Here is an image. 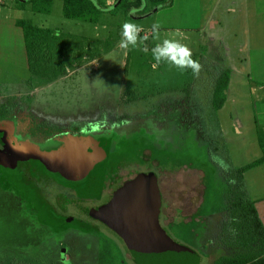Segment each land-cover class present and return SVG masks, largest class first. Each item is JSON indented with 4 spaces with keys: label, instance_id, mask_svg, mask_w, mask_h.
Here are the masks:
<instances>
[{
    "label": "rangeland",
    "instance_id": "obj_1",
    "mask_svg": "<svg viewBox=\"0 0 264 264\" xmlns=\"http://www.w3.org/2000/svg\"><path fill=\"white\" fill-rule=\"evenodd\" d=\"M216 1L172 0L164 7H150L143 14L136 8L121 9L102 12L95 21H87L66 17L62 0L55 1L50 13L20 9L14 0H0V128L12 133L21 144L41 152L52 163L62 161L63 154L70 155L67 162L76 163L83 159L76 155L81 147L89 148L90 156L91 148L110 141L125 142L134 135L142 144L159 148L167 159L174 156L175 160L160 162L152 158L150 149H145L140 153V161L128 162L118 169L119 179L132 176L139 169H155L162 181L166 219L163 224L173 238L203 255L202 264H212L224 251L214 240L217 232L206 228L194 234L195 228L191 227L196 225L184 222H199L203 216L208 225H213L223 219L224 207L232 199L231 194L225 197V189L233 184L226 180L230 167L255 157L260 133L264 140V126L256 121L264 107V50L231 35V29L238 24L243 26L245 37L246 21L251 19L249 7L241 5L233 10L230 0H220L222 6L214 11ZM259 5L264 7V0ZM18 19L95 37L100 55L67 75L46 82L29 67L23 30L16 25ZM126 21L142 26L145 31L140 35L147 33L149 37L138 48L118 47ZM157 22L162 25L159 41L153 39L151 32ZM177 30L186 37L183 42L191 47L193 58L203 65L198 75L191 69L181 71L167 63L153 68L151 49L163 39L172 38ZM145 46L147 51L143 50ZM224 62L235 67L236 73L244 71L246 80L226 107L215 112L214 74ZM235 112L241 117L234 122ZM252 148L254 151L238 156ZM245 178L264 221V166L247 172ZM59 186L46 184L43 189L46 200L57 205L58 198L66 193L70 197L66 210L82 211L84 204L78 203L70 190ZM204 193L206 199L198 215ZM7 195L0 193L1 244L18 243L23 247L50 244L52 232L23 212L28 201L23 205ZM111 215L115 218L116 214ZM72 249L68 264H95L91 256L98 258V264H119L114 249L104 244V240L100 255L89 254L78 245ZM126 258L130 259L129 253ZM3 264L20 263L15 260ZM30 264L38 263L33 260ZM48 264L64 263L52 260Z\"/></svg>",
    "mask_w": 264,
    "mask_h": 264
},
{
    "label": "trees",
    "instance_id": "obj_2",
    "mask_svg": "<svg viewBox=\"0 0 264 264\" xmlns=\"http://www.w3.org/2000/svg\"><path fill=\"white\" fill-rule=\"evenodd\" d=\"M14 1L20 9L30 8L34 12L50 13L53 11L56 0ZM62 2L63 13L66 17L95 21L97 15L102 12H115L121 9L128 11L131 8H136L137 12L143 14L150 7H164L171 4L172 0H116L113 4H109L108 0H62ZM111 5L114 6L109 9ZM16 23L23 29L30 69L36 70L38 75L46 82H52L67 75L70 70H75L100 55V46L95 37L78 36L62 28L35 25L26 19H18ZM215 77L216 84L213 90L212 106L214 111L217 112L227 100L231 69L223 67L215 74ZM126 140L131 145L134 144L133 138ZM138 140L139 138L136 141ZM259 141L263 150L262 156L242 166L236 167L232 164L229 175L226 177L227 183H234L235 198H232L226 206L224 226L221 231L217 232V236L223 237L227 243L236 244L239 248L236 251H222V254L212 264H264V221L257 208V201L250 196L245 183V173L264 163V140L261 133ZM121 146L128 147L123 141L114 144L110 141L96 148L97 155L108 161L110 175L108 178H114V175L118 172L119 164H127L132 160L139 159L142 149L149 146V144L143 143L140 151L135 155L118 149ZM95 157L97 156L93 158ZM153 158L158 159L160 162L168 161L165 154L161 153L157 147L153 148ZM152 172H155L159 178L156 171ZM30 185L33 189L29 193L27 206H23V212L30 214L37 223L46 226L52 232L51 242L57 241L58 245L59 240L65 234L79 232L76 216L68 213L66 208L61 205L49 203L46 200L43 188L36 186L35 183H30ZM108 187L107 183L94 193H90L92 190H88L82 184L81 186L78 185L76 190L79 198H84L83 196L95 197ZM120 191L122 192V186H118L116 191L113 192L108 205L117 204L118 201L124 202ZM88 208L89 205L84 204L82 211L86 213ZM193 232L199 234L197 229ZM218 237H215L214 240H218ZM45 250L46 247L41 245L29 246L23 250L21 244H1L0 241V264L7 261L14 263L15 260L19 261L20 264H25L23 260H28V264L33 260L34 263L41 264L40 261L44 260L45 255H47ZM216 250H219V248ZM66 252L67 248L62 250V247L58 246L54 259L63 261ZM207 253L209 254V252ZM201 257L203 261L202 254Z\"/></svg>",
    "mask_w": 264,
    "mask_h": 264
},
{
    "label": "flooded vegetation",
    "instance_id": "obj_3",
    "mask_svg": "<svg viewBox=\"0 0 264 264\" xmlns=\"http://www.w3.org/2000/svg\"><path fill=\"white\" fill-rule=\"evenodd\" d=\"M20 135H23V133H18V136ZM133 139H134L133 145H131L130 142L125 139V142L123 143L127 144L128 147L125 148L122 147L120 148V150L126 151L127 153H130L132 155L138 153L140 151L142 143L140 139L136 141L138 139L136 135L133 136ZM94 148L90 149L92 152L90 156H89V148L81 147L80 149H78L76 151L77 158H81V159L83 158L82 160H79L80 162L78 161L79 163L67 162L66 159H68L70 155L64 157L63 156L64 154L61 155L62 161L52 163L41 152L37 150L33 151L30 147L21 144L13 136L12 133H7L0 128V193L1 194H9L7 196L15 197L16 202H21L23 203V205H25V202L28 201L29 193L31 192V189H33L30 183H35L36 186L43 188L44 191L46 184L49 185L50 183H57L58 185H60L59 186L60 188L70 190L73 193V195L76 197L78 203L89 205L88 211L86 213H84V211H80L77 213L68 212L71 215L77 217L76 220L77 223L79 224L78 226L79 232H70L65 234L59 240L58 245H57V241L48 244L45 250V252L47 253V255H45L46 258L40 261L41 264H48L52 260L53 262H56V260L54 259V255L57 252L58 246L62 247V250H65L67 248V252L64 254V259L62 261L64 264L72 260V256H73L72 248L76 245L89 252V254H93L95 252V255L97 253L100 255V247L102 246L103 240H104V244L107 243L111 248L114 249L119 264H138L135 256L133 255L132 251L129 248L130 247L129 244L127 243L126 235H128V233L123 227H119L118 225L117 227H115L114 223L116 222V220L111 215L112 212L109 211L111 210V208L108 206V204L110 203V198L113 192L116 191V188L118 186H122L124 189L126 186H128L131 183L132 180L136 178L139 172H152L155 171V169L152 168L139 169L136 171L134 175L125 176V177L122 176L120 179L118 175L119 173L118 170V172L114 175V178H108L110 176L109 166H108V161L105 159L107 163V168H106L104 180L97 189L92 190V192L90 193H94L95 191L99 190L101 186L106 185L107 183L109 187L106 188L101 194L96 195L95 197L83 196L84 198H79L76 190L78 185L81 186L83 184L89 190L87 186V184H89V171L86 169V165L94 156H98L97 151L95 150L96 148L95 149ZM145 149L151 150V154L153 158V148L147 146L144 149H142V151H144ZM15 150H21L25 152L28 151L32 155L29 156L25 152H23L22 154H17V153L15 154L14 153L16 152ZM83 155L85 156L82 157ZM172 160H175V157L169 156L168 162ZM135 161L136 162L140 161V158L137 160H132L130 162H135ZM45 162H47L48 165ZM124 165L126 164L123 163L119 164V168L124 167ZM49 166L53 168L55 171H57L60 174V176L56 177L51 172ZM180 166H185V165L181 164ZM161 183L162 181L160 180L159 177V185L162 194L160 220L162 225L167 229V227L163 224V220L166 223V219L164 216V195H163ZM233 185L234 183L227 186V188L225 189L226 191L225 197L231 194L232 198H235L233 192V187H234ZM206 188L207 187L205 185V190ZM205 193H204L203 202L200 206V210L197 213L198 215H200V212L203 209V205L206 199ZM69 198L70 197L66 193H63L58 198L57 205H61L63 208H66ZM225 209L226 207H224L223 219H220V221H217L213 225H208L206 223V218L203 216L202 217L200 216L202 220L199 222L188 221V222H184V225L189 226L191 223H194L196 227H191V230L195 228L198 230L199 234L203 232V230L206 228H208L209 230H213L212 233H214V231L219 232L224 226L223 220L225 219V213H226ZM121 218L123 217L121 216L120 219ZM167 231L169 232L168 229ZM210 241H211L210 239L207 240L208 243H211ZM217 242L220 245H222V248L225 251H236L239 248L236 244L227 243V241H225L223 237H218ZM26 248L27 247H23V250ZM126 253H129L130 259L126 258ZM67 255L69 256L68 258H66ZM94 257L91 256V261H93L92 263L98 264L100 261L96 256ZM23 263L28 264V261L23 260Z\"/></svg>",
    "mask_w": 264,
    "mask_h": 264
},
{
    "label": "water",
    "instance_id": "obj_4",
    "mask_svg": "<svg viewBox=\"0 0 264 264\" xmlns=\"http://www.w3.org/2000/svg\"><path fill=\"white\" fill-rule=\"evenodd\" d=\"M15 151V154L25 152ZM25 153L32 155L28 151ZM106 168V160L100 156L87 163V186L90 190H95L102 184ZM50 170L56 177L60 176L53 168L50 167ZM120 195L124 202L108 205L111 208L109 211L116 214L115 227H123L128 233L127 243L138 264H201L199 251L173 238L162 225V194L155 172H139L128 186L124 189L122 187ZM121 216L123 218L120 219Z\"/></svg>",
    "mask_w": 264,
    "mask_h": 264
},
{
    "label": "clouds",
    "instance_id": "obj_5",
    "mask_svg": "<svg viewBox=\"0 0 264 264\" xmlns=\"http://www.w3.org/2000/svg\"><path fill=\"white\" fill-rule=\"evenodd\" d=\"M162 25L160 23H154L151 28L153 39L160 40V29ZM144 28L135 23L126 21L122 25L121 40L118 42V47L122 50H129L131 48H138L148 40V35L145 33L144 36L140 34L144 32ZM186 37L179 30L175 33L172 38H166L155 44L151 49V53L155 63L153 68H156L161 63H167L175 66L181 71L191 69L194 75H198L203 65L198 59L193 58V52L191 47L184 43L183 40ZM144 51H147L145 46Z\"/></svg>",
    "mask_w": 264,
    "mask_h": 264
},
{
    "label": "crops",
    "instance_id": "obj_6",
    "mask_svg": "<svg viewBox=\"0 0 264 264\" xmlns=\"http://www.w3.org/2000/svg\"><path fill=\"white\" fill-rule=\"evenodd\" d=\"M231 3L233 4V10L235 9V7L237 6H241V5H245L246 7H249V14L251 19L246 21V33H245V37L243 36V26L241 25L240 27H237L234 29H231V35L237 39H241L243 41H245L246 43H249L251 45H257V47H260V49L263 51L264 50V7L259 5V2H261L262 0H230ZM109 4H112L111 0H108ZM249 4L252 6H249ZM235 5V6H234ZM216 6H218V8H216ZM220 6H222V3L220 0H217L214 6V11L215 9L219 10ZM17 25V23H16ZM23 30V29H22ZM24 35V33H23ZM24 37V36H23ZM25 43V40H24ZM226 65V63H221L220 64V69L223 67H229L231 69V77H230V82H229V88L227 90V100L225 102V104L222 106V108L220 109V111H222L226 105L228 104V102H230L231 97H235L237 95V93L239 91H241V87L242 84L245 82L246 80V73L244 71H239L236 73L235 67H233L232 65L229 66H224ZM217 74V73H215ZM214 74V75H215ZM261 81V80H259ZM256 93V90L253 89ZM235 117L234 118V122L238 121L237 118L241 117V115L238 112H235ZM259 116H256V121L258 122L257 124L259 126H264V107L262 109L259 110L258 113ZM235 127L237 128L238 131H240V127L238 125H235ZM224 131V129H223ZM225 135L226 132L224 131ZM258 139V143H259V151L257 154H255V157L253 159L247 160V162H240L236 165V167L238 166H242L246 163H249L255 159H258L262 156L263 154V150L261 148L260 145V141H259V136L257 137ZM254 151V148L252 149H247L245 151H243L242 153H240L238 156L242 157V155L244 153H249ZM234 161V158H233ZM235 163V162H234ZM264 166V163H262L261 165L257 166V167H262ZM254 167V168H257ZM254 168L248 170L247 172H250L251 170H253ZM246 172V173H247ZM245 173V174H246ZM245 183H248V181L245 178Z\"/></svg>",
    "mask_w": 264,
    "mask_h": 264
}]
</instances>
